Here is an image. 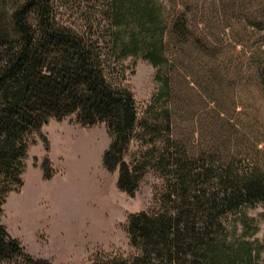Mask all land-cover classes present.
<instances>
[{
	"label": "trees",
	"instance_id": "trees-1",
	"mask_svg": "<svg viewBox=\"0 0 264 264\" xmlns=\"http://www.w3.org/2000/svg\"><path fill=\"white\" fill-rule=\"evenodd\" d=\"M216 2L229 27L241 24L235 44L249 42L254 85L264 92V0ZM169 4L108 0L104 5L109 51L119 59L142 56L158 68L160 86L139 116L134 93L107 75L109 52L99 40L58 19L54 0H0V207L8 193L23 186L25 161L36 136L49 150L43 126L51 118L75 115L85 126L106 123L112 141L103 163L111 171L118 168L121 190L134 195L152 170L163 179L155 187L160 189L158 201L168 205L129 215L128 232L141 255L128 260L99 253L90 264H260L255 262L260 249L254 256L253 244L244 237L259 229L247 210L264 205V166L252 155L248 162H212L209 167L185 147L175 127L178 110L170 102L169 40L173 33H179L180 42L201 40L188 35L185 19L173 24L174 6L170 10ZM134 140L139 148L129 161ZM42 168L50 179L54 172L48 156ZM230 214L242 227L235 242H227L238 231L236 224L228 230ZM0 263L52 264L28 253L3 224Z\"/></svg>",
	"mask_w": 264,
	"mask_h": 264
},
{
	"label": "rangeland",
	"instance_id": "rangeland-1",
	"mask_svg": "<svg viewBox=\"0 0 264 264\" xmlns=\"http://www.w3.org/2000/svg\"><path fill=\"white\" fill-rule=\"evenodd\" d=\"M107 1L54 0V4L58 19L99 40L109 52L107 75L134 93L141 116L160 86L156 80L158 68L142 56L119 59L109 51L112 43L104 11ZM169 1L170 10L174 6L173 24L185 19L188 35L201 40L180 42L179 33H173L169 40L166 71L170 102L178 110L175 127L185 147L209 167L212 162H248L252 155L264 166V92L254 85L255 64L250 58L249 42L235 44L241 24L229 27L217 0ZM75 117L51 118L43 126L49 150L36 136L25 161L24 184L7 194L0 207V224L28 253L52 264H90L99 253L133 260L142 251L131 242L129 215L168 207L158 201L160 189H155L163 179L151 170L134 195L121 190L118 168L111 171L103 163L104 152L112 141L106 123L85 126ZM82 141L87 144L77 147ZM138 148L139 142L134 140L126 159L132 160ZM87 152L91 161L83 168L79 163ZM46 156L54 172L50 179L44 178L42 168ZM247 211L257 219L259 229L244 238L253 244L254 256L260 249L255 262L264 264V249L260 247L264 243V205ZM235 218L230 214L229 221H225L229 231L238 226L236 237L229 234L227 242L241 238L242 227Z\"/></svg>",
	"mask_w": 264,
	"mask_h": 264
},
{
	"label": "bare ground",
	"instance_id": "bare-ground-1",
	"mask_svg": "<svg viewBox=\"0 0 264 264\" xmlns=\"http://www.w3.org/2000/svg\"><path fill=\"white\" fill-rule=\"evenodd\" d=\"M86 144H87L86 141H82V142H79V143H78L77 147L80 146V147L83 148ZM88 152H89V151H88ZM88 152H87V153H88ZM87 153H86V156H87ZM84 155H85V154H84ZM88 155H89V156H87V157L84 156V158L81 159V160H83V161H82L81 163H79V164H82V167H83V164H85L86 162H88V161L90 160V158H89V157H90V153H88ZM92 156H93V155H92ZM91 159H92V158H91ZM81 160H79V161H81ZM79 161H78V162H79ZM90 161H91V160H90ZM90 161H89V162H90ZM80 166H81V165H80ZM83 168H84V167H83Z\"/></svg>",
	"mask_w": 264,
	"mask_h": 264
}]
</instances>
